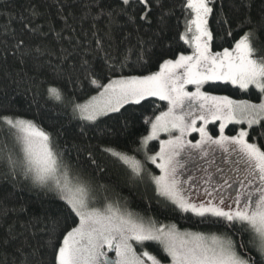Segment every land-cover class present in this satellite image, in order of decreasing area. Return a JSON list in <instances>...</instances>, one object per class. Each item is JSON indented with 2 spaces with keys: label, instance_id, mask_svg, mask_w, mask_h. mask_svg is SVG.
I'll return each instance as SVG.
<instances>
[{
  "label": "snow or ice",
  "instance_id": "1",
  "mask_svg": "<svg viewBox=\"0 0 264 264\" xmlns=\"http://www.w3.org/2000/svg\"><path fill=\"white\" fill-rule=\"evenodd\" d=\"M0 264H264V0L0 3Z\"/></svg>",
  "mask_w": 264,
  "mask_h": 264
},
{
  "label": "trees",
  "instance_id": "2",
  "mask_svg": "<svg viewBox=\"0 0 264 264\" xmlns=\"http://www.w3.org/2000/svg\"><path fill=\"white\" fill-rule=\"evenodd\" d=\"M3 2H4V0H0V3H3ZM19 3H20V0H9V5L10 6L14 5V6L18 7ZM225 46H227V45H225ZM219 94H229V95H232L234 98H247L244 94L239 93V90H237V89H233L230 92H222V93H219ZM37 123L41 124V126H43L45 128L48 127L47 121L38 120ZM231 127L232 126L230 125L229 128L225 130L226 134H229V130L231 129ZM217 129H218L217 125H209V130L210 131H213L215 133ZM93 143H96V141H93ZM114 146L123 147V145H114ZM101 162L102 163H107L109 168H110V170H112L113 172L118 171L117 166L111 160H108L106 158H101ZM125 195H127L126 192H125ZM142 207H143V205L140 203V201L138 199H133L131 201V208L133 210L141 211ZM180 223H181V225L183 227H187V228H190V229L192 228L191 224L185 223L183 221H181ZM193 230H195V229H193Z\"/></svg>",
  "mask_w": 264,
  "mask_h": 264
},
{
  "label": "rangeland",
  "instance_id": "3",
  "mask_svg": "<svg viewBox=\"0 0 264 264\" xmlns=\"http://www.w3.org/2000/svg\"><path fill=\"white\" fill-rule=\"evenodd\" d=\"M211 125V124H210ZM217 126H218V123H217ZM194 135H196V134H194ZM198 138V137H197ZM199 163V162H198ZM109 255H114V253H109Z\"/></svg>",
  "mask_w": 264,
  "mask_h": 264
}]
</instances>
